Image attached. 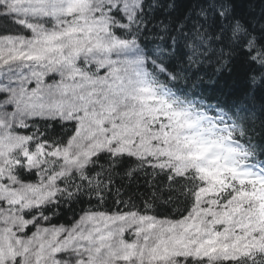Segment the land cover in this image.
I'll return each instance as SVG.
<instances>
[{
    "label": "snow or ice",
    "instance_id": "snow-or-ice-1",
    "mask_svg": "<svg viewBox=\"0 0 264 264\" xmlns=\"http://www.w3.org/2000/svg\"><path fill=\"white\" fill-rule=\"evenodd\" d=\"M0 264H264V0H0Z\"/></svg>",
    "mask_w": 264,
    "mask_h": 264
},
{
    "label": "trees",
    "instance_id": "trees-1",
    "mask_svg": "<svg viewBox=\"0 0 264 264\" xmlns=\"http://www.w3.org/2000/svg\"><path fill=\"white\" fill-rule=\"evenodd\" d=\"M250 86L251 85L249 84V82L246 81L243 77H240L239 78V81H238V88H239V90L243 91L246 87H250ZM209 87H211V86H209ZM257 95L259 97L260 95H262V93H257ZM70 216H71V213H69L66 217H64V219H69ZM58 222L59 223H63L64 220L62 219V220H60Z\"/></svg>",
    "mask_w": 264,
    "mask_h": 264
}]
</instances>
